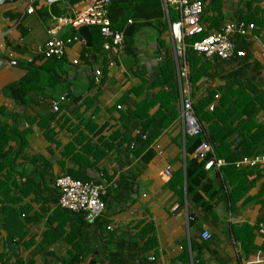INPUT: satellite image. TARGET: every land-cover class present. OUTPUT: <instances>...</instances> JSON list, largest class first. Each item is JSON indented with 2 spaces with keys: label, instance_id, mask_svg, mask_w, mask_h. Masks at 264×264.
<instances>
[{
  "label": "crops",
  "instance_id": "obj_1",
  "mask_svg": "<svg viewBox=\"0 0 264 264\" xmlns=\"http://www.w3.org/2000/svg\"><path fill=\"white\" fill-rule=\"evenodd\" d=\"M31 1L20 0L0 11V57L21 64L7 62L0 69V122L12 129L13 136L4 147L7 156L0 159V165L7 162L0 168V184L5 187L0 194V262L144 264L153 254L156 264H264V237L257 231L264 221V167L243 169L241 176L216 167L193 175L190 164L189 176L187 162L195 154L194 148L187 152L179 92L172 102L177 115L142 148L141 124L161 111V104L156 102L144 115H135L137 105L161 91L172 92L167 85L152 82L166 55L172 58L167 30L162 45V35L135 28L127 39L133 44L119 56L102 50L92 56L77 34L79 39L68 46L64 59L52 62L37 48L50 31L67 36L73 29L49 22L55 15L74 17L84 6L81 1L67 9L59 4L67 12L55 13L54 5L37 0L32 2L35 12L27 15ZM235 18L257 26L248 35L235 37L246 60L223 61L194 52L201 57L198 67L203 72L189 83L188 92L193 105L210 90L226 85L231 102L240 98L241 103L225 108L223 115L235 130L227 138L231 149L243 121L252 122L246 125L252 133L264 135V0H204L206 33ZM73 59L79 63L73 64ZM109 60L114 64L107 65ZM28 62L39 72L29 70ZM94 69H101L98 84L93 81ZM15 82L24 84L22 100L8 90ZM220 98L216 91L210 103L218 106ZM54 101L58 111L52 110ZM208 105L204 111L212 112ZM200 123L207 128L211 121ZM63 174L88 181H98L103 174L113 185L93 224H81L82 214L58 206L55 180ZM149 222L155 245L145 251L140 235ZM205 230L210 234L206 240L201 237ZM78 248L87 251L83 260Z\"/></svg>",
  "mask_w": 264,
  "mask_h": 264
},
{
  "label": "built area",
  "instance_id": "obj_2",
  "mask_svg": "<svg viewBox=\"0 0 264 264\" xmlns=\"http://www.w3.org/2000/svg\"><path fill=\"white\" fill-rule=\"evenodd\" d=\"M67 0H43L46 6L59 5ZM163 10V18L167 22V32L172 45V59L175 64V77L179 92L180 118L182 121L183 131L190 136H198L201 133L202 126L195 111L193 103L189 96V66L186 59L187 43L185 39L194 38L205 33V27L202 22L204 9V0H160ZM31 1L25 8L24 13L27 15L35 12ZM111 0H81L84 8L77 12L74 17L68 15H55L49 22V25L62 28L69 26L78 28L81 25H96L102 41V49L106 53L119 56L125 52V36L124 31L113 29L111 21L108 17V7ZM176 13L175 21L170 20V11ZM130 23V21H129ZM256 25L252 22H246L241 19H230L223 27L214 32L205 34L203 37L193 40L188 46L195 53L203 55L206 58L216 57L220 60L227 61L235 57H244L245 51L236 49L235 37H244L256 29ZM264 29V24L261 25ZM79 39L78 35L62 37L54 31L49 32L45 42L37 48V53L47 59L50 57L63 58L68 46L75 40ZM2 45H0L1 47ZM12 56L10 53L8 57ZM161 57L158 58L160 60ZM73 64H78L77 59L72 60ZM114 64L113 60H109L107 65ZM101 69H95L93 81L100 83ZM214 103L208 105L209 109H213ZM59 104L57 101L52 103V110L58 111ZM146 133L142 135L145 138ZM194 154L199 160H205L204 168L210 169L216 167L219 169L225 165L223 159L214 156L213 147L206 141H201L195 148ZM209 155V157H208ZM208 157V158H207ZM236 168L253 169L264 167V153L259 155L244 156L234 162ZM167 176L170 175V168L164 170ZM99 182L81 181L74 179L70 175L63 174L56 178L55 186L60 195L58 198V206L69 212H83L87 222L92 223L97 219L105 209V202L102 196L105 194L106 182L102 175H99ZM258 233L264 237V222L257 225ZM202 239H209L208 231L201 233ZM0 264H2L0 262ZM145 264H156V258L153 254L146 257Z\"/></svg>",
  "mask_w": 264,
  "mask_h": 264
},
{
  "label": "trees",
  "instance_id": "obj_3",
  "mask_svg": "<svg viewBox=\"0 0 264 264\" xmlns=\"http://www.w3.org/2000/svg\"><path fill=\"white\" fill-rule=\"evenodd\" d=\"M34 2H37V0H34ZM53 11L55 13H60L63 10L59 9L58 5L56 6L54 5ZM173 16L176 19V13L174 12L173 15L171 14L170 11L171 21H173ZM108 17L111 21L112 28L120 31H124L127 25L129 24H133L137 30H147V31L149 30V32H152L157 35H160L165 30H167V22L163 18V10L161 7L160 0H111L108 7ZM240 19L249 22L245 18H240ZM88 28L91 34V46L90 48H88V50L93 56L94 52H100L101 50L103 51L102 49L103 38L101 37L99 28L96 25H89ZM72 29L73 32L71 34L62 37L77 35L76 28H72ZM205 34L207 33L205 32L203 35L194 38L185 39V42L187 43V49L185 55L189 66L188 81L190 84H193L198 80V77L203 72V69L200 70V68L198 67L201 66L202 63L201 57L194 55V51L192 50V48L188 46V44H190L195 39L203 37ZM132 44H133L132 39L129 40L125 39V50L128 48L129 45ZM236 49H241V48L236 44ZM236 58L238 59L242 58L245 61L246 53L244 57H235L229 59V61ZM47 59H50L52 62H57V61H62L64 57L60 59L55 57H50ZM30 63L32 62L30 61ZM30 63L27 65L28 69L33 72H39L35 69H32ZM43 68H45V66H43ZM175 73L176 71H175L174 61L171 57L166 55L165 61L158 68V72L154 75V79L152 82L158 83L159 85L162 86L167 85L168 87H170V90L172 91L171 94L167 95L169 93H163V91H161L159 92V95H156L151 99L144 100L140 105H137L138 111L137 112L135 111V115H137L139 112L143 114L156 102H160L161 104L160 106L161 111H159L157 114H155L152 117L149 118L146 117L145 118L146 120L141 124L139 137L141 138L140 141L142 143V148L148 147L149 144L177 115V110L175 109L177 107L175 106L174 103L172 104V102L176 101L178 97L177 81L175 78ZM23 86L24 84L22 82H15L9 85L8 90L10 91L14 99H19V100L23 99V95H22ZM229 87H230L229 85H226L225 88H222L220 86L218 89H212L209 91L208 96L206 98L198 101L197 104L193 105V109L195 111V114L199 122H201L202 119H204L205 121H211V123L207 128H204L201 124L202 130L198 136L193 137L186 134L187 152H189V149L191 148H194L195 150L196 146L201 141H206L212 145L214 156L218 159H223L225 161V165H222L219 168V171L231 170L234 172V174L241 176L243 174L242 173L243 168H236L234 162L244 156L263 154L264 135L262 136L263 133L260 132L252 133L251 130H249V128H246L247 127L246 125L252 124V122L243 121L239 123L237 127L236 132H238L237 134L239 137L238 141L235 144V148L231 149L230 144H232V142L231 141L228 142L227 138L229 137L231 132H234L235 130L232 127V121L230 119L223 120V115L225 111L228 110L225 108L228 107L232 108L235 105L238 106L237 104L241 103V101L240 98H236V100H234L233 102L230 101L231 90L228 89ZM216 91H219V93H221L219 105L218 106L214 105L212 112L204 111V108L207 107V105L211 102L213 94ZM163 108H165V113L162 112ZM0 112L3 113V110L0 109ZM241 113L243 114L244 111H242ZM144 133H146V136L145 138H142V135ZM11 138H13L12 129L6 123L0 122V159L5 158L7 156V150H4V147L7 145L8 141ZM198 160H199L198 157L195 155L194 159L189 160L187 162V174L189 169L188 166L190 164L194 166V170H192L193 175H197V174L199 175V172L201 173L202 171H207V169L204 168L205 160H200V161ZM6 163H7L6 161L2 162L0 168ZM101 175L106 182L105 185L106 186L105 194H106L108 187L113 185L107 180L106 177H104L103 174ZM188 175L190 176V174ZM71 177L81 181H88L76 175H71ZM99 180L94 182H99ZM4 193H5V187L2 186V184H0V194L3 195ZM104 195L102 196L103 201H104ZM69 213L82 214L81 224L85 225L89 223L85 219V214L83 212H69ZM97 219H95V221ZM94 222L89 224H93ZM248 230L249 228L247 229V231ZM250 235H248L249 243H251L252 241V237ZM140 237L144 240L143 249L145 251H149L154 247L155 239L153 234V225L150 222L142 227ZM83 249L78 248V256L81 260H83V258H85L87 254V251H84Z\"/></svg>",
  "mask_w": 264,
  "mask_h": 264
},
{
  "label": "water",
  "instance_id": "obj_4",
  "mask_svg": "<svg viewBox=\"0 0 264 264\" xmlns=\"http://www.w3.org/2000/svg\"><path fill=\"white\" fill-rule=\"evenodd\" d=\"M19 1L20 0H0V11L9 5H14V4L18 3ZM79 1H81V0H67L65 3L61 4L60 7L69 8L73 4H75ZM2 28H3V22L1 21V17H0V33L2 32ZM134 29H135V27L133 24H130L125 28L124 36L126 39H128L132 35ZM76 30H77V34L84 40L86 46H91V34L89 32L88 26L81 25ZM7 62H9L10 64L19 65V66L21 65L19 62L10 61L8 59L0 57V69Z\"/></svg>",
  "mask_w": 264,
  "mask_h": 264
},
{
  "label": "rangeland",
  "instance_id": "obj_5",
  "mask_svg": "<svg viewBox=\"0 0 264 264\" xmlns=\"http://www.w3.org/2000/svg\"><path fill=\"white\" fill-rule=\"evenodd\" d=\"M65 9H67V8H65ZM64 12H67V10H63V11H61L60 13H64ZM171 14H173L174 15V11L173 10H171ZM173 21H175V17L173 16ZM152 33V32H151ZM154 34V33H153ZM158 38H160V36H161V39H159L160 40V43L163 45L165 42V38L164 37H166V35H164V32L162 33V34H160V35H157V34H155ZM165 45V44H164Z\"/></svg>",
  "mask_w": 264,
  "mask_h": 264
},
{
  "label": "clouds",
  "instance_id": "obj_6",
  "mask_svg": "<svg viewBox=\"0 0 264 264\" xmlns=\"http://www.w3.org/2000/svg\"><path fill=\"white\" fill-rule=\"evenodd\" d=\"M130 25V24H129ZM128 26V25H127ZM77 29V28H76ZM126 39V38H125Z\"/></svg>",
  "mask_w": 264,
  "mask_h": 264
}]
</instances>
